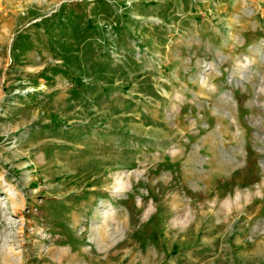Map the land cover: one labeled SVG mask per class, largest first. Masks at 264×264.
I'll return each mask as SVG.
<instances>
[{
	"label": "rangeland",
	"instance_id": "rangeland-1",
	"mask_svg": "<svg viewBox=\"0 0 264 264\" xmlns=\"http://www.w3.org/2000/svg\"><path fill=\"white\" fill-rule=\"evenodd\" d=\"M0 264H264V0H0Z\"/></svg>",
	"mask_w": 264,
	"mask_h": 264
}]
</instances>
